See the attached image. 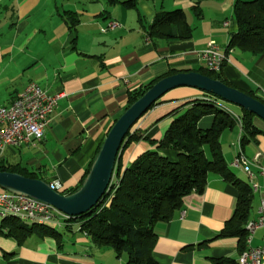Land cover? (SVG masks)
Wrapping results in <instances>:
<instances>
[{
	"label": "crops",
	"instance_id": "0c3cea01",
	"mask_svg": "<svg viewBox=\"0 0 264 264\" xmlns=\"http://www.w3.org/2000/svg\"><path fill=\"white\" fill-rule=\"evenodd\" d=\"M238 1L253 0H141L136 10L121 5L108 7L101 0H64V5L58 0H0V20H7L10 14L8 28L12 34L9 41L0 43V108L11 106L31 83L58 96L44 139L0 151V163L20 166L50 184L58 182L59 192L75 189L110 128L127 109L129 94L171 70L195 72L205 68L200 54L212 40L229 57L222 71L228 83L243 92L264 96V54L227 51L237 32L233 10ZM175 10L186 13L194 30L192 38L168 39L155 33V17ZM66 12L75 13L79 20L73 30L64 18ZM188 13L194 14V25ZM112 21L119 28L103 32ZM204 96L192 88L168 92L140 119L135 131L147 140L160 141L174 121L169 115ZM225 106L235 114L229 113L235 125L220 139L227 166L240 183H248L243 168L234 165L242 152L252 162L256 183L264 191V122L255 117L253 126L259 133L252 131L242 144L246 131L243 113ZM214 120L213 116L204 117L199 128L211 129ZM155 150L157 145L146 140L130 144L119 158L122 170ZM160 153L173 161L177 158L172 151ZM252 194L249 222L258 218L261 205L259 194ZM239 197L237 185L210 175L203 194L188 196L171 221L155 226V260L159 264L239 260L238 239L218 238L233 218ZM2 222L0 218V226ZM60 232L62 249L52 238L33 235L19 245L14 238L1 235L0 264H125L112 249L94 247L79 229ZM263 244L264 228L256 231L248 250Z\"/></svg>",
	"mask_w": 264,
	"mask_h": 264
},
{
	"label": "trees",
	"instance_id": "16d2710c",
	"mask_svg": "<svg viewBox=\"0 0 264 264\" xmlns=\"http://www.w3.org/2000/svg\"><path fill=\"white\" fill-rule=\"evenodd\" d=\"M101 1L108 7L121 5L128 10H136L141 0ZM197 9L194 8V11ZM64 18L71 30L79 24L75 13L66 12ZM233 18L237 32L231 37L227 51L240 50L254 56L264 54V0L238 1L234 6ZM155 27L157 29L155 33L168 39L187 40L192 38L194 31L183 10L159 13L155 17ZM167 29L170 30L169 33L166 32ZM153 34L154 32L150 33ZM189 72L192 71L171 70L163 77L130 93L127 109L159 81ZM195 72L237 89L228 83L222 72L216 74L206 68H200ZM244 93L264 104L262 94L254 91ZM241 111L246 127L245 135L242 137V144H245L248 141L246 136L256 130L253 126L255 115L243 109ZM169 116L174 117V121L160 141L147 140L137 134L135 127L138 123L130 130L123 142L122 150L141 140L148 141L152 146L157 145V150L142 155L124 171L119 159L113 177V187L91 212L65 220L63 226L58 228L30 225L20 219L7 218L2 220L0 236L14 238L19 245L33 235L41 239L52 238L57 242L59 249H62L63 234L60 230L72 231L77 227L80 233L90 239L94 247L112 249L119 259H125V264H159L153 256L157 242L155 226L171 221L175 213L182 208L185 198L194 193L203 194L210 175H219L239 187L240 197L233 218L218 238L238 239L239 254L243 255L248 251L249 235L246 226L250 220L254 196L250 185L240 183L229 170L220 143L223 132L235 125L234 118L223 109L202 99L186 102ZM207 116L215 118L214 124L211 129L201 130L199 122ZM103 143L104 141L100 144L96 157ZM167 151L175 152L176 160H170L160 153ZM96 157L86 169L79 185L69 192H61L62 194L70 195L81 188ZM0 172L17 173L27 178L41 180L37 174L20 166L0 163ZM5 230H8L7 234ZM211 264H239V260L219 258L212 259Z\"/></svg>",
	"mask_w": 264,
	"mask_h": 264
},
{
	"label": "water",
	"instance_id": "95a60500",
	"mask_svg": "<svg viewBox=\"0 0 264 264\" xmlns=\"http://www.w3.org/2000/svg\"><path fill=\"white\" fill-rule=\"evenodd\" d=\"M178 88L199 90L238 106L264 122V104L259 100L198 72L179 73L159 81L117 119L110 128L88 176L76 193L64 195L53 190L46 181L9 172H0V189L37 199L71 218L88 214L108 191L122 152L123 142L130 130L153 105L168 92Z\"/></svg>",
	"mask_w": 264,
	"mask_h": 264
},
{
	"label": "built area",
	"instance_id": "2783aa9c",
	"mask_svg": "<svg viewBox=\"0 0 264 264\" xmlns=\"http://www.w3.org/2000/svg\"><path fill=\"white\" fill-rule=\"evenodd\" d=\"M117 22H110L103 30H116ZM205 68L210 72L219 74L223 71L229 57L216 41H210L200 54ZM211 95H205L209 97ZM217 99V98H216ZM58 96L50 95L38 84L31 83L24 92L18 95L9 107L0 108V151L6 148H19L24 145L34 144L44 139L45 129L57 106ZM261 155L256 157V160ZM236 167H242L247 177L256 183V175L252 171V162L245 158L243 153L234 162ZM53 190L59 191L61 186L58 182L50 184ZM258 186V185H257ZM262 203L259 208V216L255 223V233L264 228V191L258 186ZM109 190V189H108ZM6 210H19L24 213V219L28 222L45 221L52 222L58 227L63 226V221L71 219L65 214L62 218H52V211L56 210L51 205L37 199L20 196L6 191H0V213ZM246 264H264V244L255 248L250 254Z\"/></svg>",
	"mask_w": 264,
	"mask_h": 264
},
{
	"label": "bare ground",
	"instance_id": "6f19581e",
	"mask_svg": "<svg viewBox=\"0 0 264 264\" xmlns=\"http://www.w3.org/2000/svg\"><path fill=\"white\" fill-rule=\"evenodd\" d=\"M202 100H204L206 102H209L211 104H214L217 108L223 109L227 113H230L231 115L235 116V114L233 112H231L221 101L216 99V97H214V96L203 97ZM247 178H248V183H249L252 191L254 193H258L259 194L260 201L262 203V195H261V192H260L258 186L254 183V181L251 178H249V177H247ZM112 187H113V179H112V182H111V185H110L109 189L112 188ZM0 218L2 220L7 219V218H16V219H20V220H22L24 222H28L27 220L24 219V213L19 211V210H6L5 212L0 213ZM52 218H62V213H60L57 210H53L52 211ZM31 223L38 224V225H43V226L56 225V224H54L52 222H45V221H34V222H31ZM255 223H256V220L250 221V222H248V224L246 226V229H247L248 235H249L247 243L249 245L251 244L252 238H253V236L255 234V230H254L255 229ZM254 250H255V248H250L247 252H245L243 255H241L240 258H239V264H246L249 255L253 254Z\"/></svg>",
	"mask_w": 264,
	"mask_h": 264
},
{
	"label": "rangeland",
	"instance_id": "374dc122",
	"mask_svg": "<svg viewBox=\"0 0 264 264\" xmlns=\"http://www.w3.org/2000/svg\"><path fill=\"white\" fill-rule=\"evenodd\" d=\"M58 3H59V5H64V0H58ZM9 17H10V14L7 15V20H0V43H5V42L9 41L10 38L12 37V34L9 31V28H8L9 25L11 24V22L8 21L9 20ZM188 17H189V22L191 23V25H194V22H193L194 19H195L194 14L193 13H188ZM234 23H235V21H234ZM247 55L252 56L250 53H247ZM220 101L223 104H226L229 107H231L233 110H235V112L241 113V108L240 107L235 106V105L230 104V103H227V102L222 101V100H220ZM74 230H77V227H75Z\"/></svg>",
	"mask_w": 264,
	"mask_h": 264
}]
</instances>
